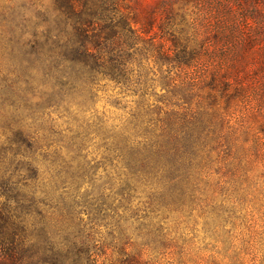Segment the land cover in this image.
I'll use <instances>...</instances> for the list:
<instances>
[{"label": "rangeland", "instance_id": "rangeland-1", "mask_svg": "<svg viewBox=\"0 0 264 264\" xmlns=\"http://www.w3.org/2000/svg\"><path fill=\"white\" fill-rule=\"evenodd\" d=\"M118 6L141 54L130 65L131 83L102 81L90 100L59 92L47 48L31 54L34 30L78 27L68 9L55 0H0L2 264H264V41L257 39L264 8L257 0ZM178 38L196 48L198 69L174 75L189 84L197 71L234 78L240 96L226 116L224 146L165 186L132 177L137 139L125 136L156 94L177 91L164 87L166 67L155 61L159 47ZM249 38L256 43L244 49ZM28 62L34 67L26 71ZM26 75L33 78L27 92ZM201 87L187 86L196 111L209 105Z\"/></svg>", "mask_w": 264, "mask_h": 264}, {"label": "trees", "instance_id": "trees-1", "mask_svg": "<svg viewBox=\"0 0 264 264\" xmlns=\"http://www.w3.org/2000/svg\"><path fill=\"white\" fill-rule=\"evenodd\" d=\"M257 1L264 8V0ZM55 3L58 9L64 6L68 9L71 14L68 18L74 19L78 27L72 31L59 27L43 31L36 29L31 34L30 44L34 46L33 55L43 54L41 49L36 48H47L46 61L49 60V69L56 73L59 92L63 93L67 88L74 99L89 94L92 100L93 92L102 81L122 86L131 83L133 69L130 65L137 61L135 57L140 53L136 48L140 37L130 27L126 16L119 13V0H55ZM79 4L80 11L77 9ZM112 5L115 11L110 15ZM263 15L260 17L261 24H264ZM58 18L61 22V17ZM259 31L257 39L261 42L264 41V28H259ZM171 43L168 48L161 44L155 63L162 69L166 67L164 87L177 91L168 88L167 94H156V104L146 103L142 107L132 126V133L125 136L137 139L129 164L132 177H144L152 183L154 179H160V185L165 186H176L180 179L188 175L186 172H197L205 157L224 146L223 143L228 140L225 134L228 125L226 116L232 103L240 96L239 91L233 89L237 84L234 78L231 81V78L214 75L207 80L201 77V71H197L193 77H198L190 78L189 84L183 80L185 77L174 75L175 70L187 76L191 68L198 69L199 55L195 54L197 50L191 47L189 40L182 42L178 38ZM250 43L256 42L249 38L244 49L254 46ZM33 67L28 62L26 71ZM32 83V76L26 75L22 83L26 87L25 92L32 90ZM200 84L203 86L200 89L209 90V105L196 111L190 105L195 96L193 87ZM188 85L192 92L187 90ZM140 96L145 98L147 94ZM175 98L178 99L174 103L176 106L166 110L159 107V103H166L168 107V103L173 104L171 101ZM220 103H224L222 108Z\"/></svg>", "mask_w": 264, "mask_h": 264}]
</instances>
